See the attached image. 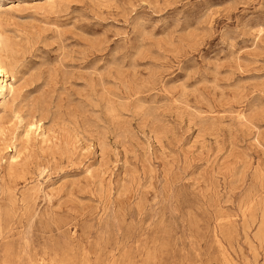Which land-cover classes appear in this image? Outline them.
Here are the masks:
<instances>
[{"label":"rangeland","instance_id":"obj_1","mask_svg":"<svg viewBox=\"0 0 264 264\" xmlns=\"http://www.w3.org/2000/svg\"><path fill=\"white\" fill-rule=\"evenodd\" d=\"M2 3L0 264H264V0Z\"/></svg>","mask_w":264,"mask_h":264},{"label":"bare ground","instance_id":"obj_2","mask_svg":"<svg viewBox=\"0 0 264 264\" xmlns=\"http://www.w3.org/2000/svg\"><path fill=\"white\" fill-rule=\"evenodd\" d=\"M5 0H0V47H1V40H2V37H3V35H2V26H4L3 24H4V19L2 18V16L4 15V13H6V12H2V9H3V3L2 2H4ZM49 2H56L57 0H48ZM61 2V1H60ZM2 3V4H1ZM50 3V4H51ZM58 3V2H57ZM21 4H23V3H20V2H12V5L10 6V8H16L17 9V7L19 8V6H21ZM5 7V6H4ZM9 10V9H8ZM11 10V9H10ZM3 31H4V29H3ZM4 34V33H3ZM4 42V41H3ZM7 44V43H6ZM6 44H5V46H6ZM10 46V45H9ZM3 59V58H2ZM2 59H1V55H0V77H2V76H5V74H7V72L5 71V69H4V64H3V61H2ZM5 63V62H4ZM14 91H15V87L11 84V83H7V82H5V84L1 87V95H3V98H4V100H7L10 96H12L13 95V93H14Z\"/></svg>","mask_w":264,"mask_h":264}]
</instances>
